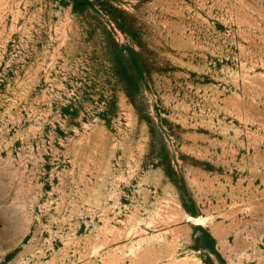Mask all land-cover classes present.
<instances>
[{
    "label": "rangeland",
    "instance_id": "374dc122",
    "mask_svg": "<svg viewBox=\"0 0 264 264\" xmlns=\"http://www.w3.org/2000/svg\"><path fill=\"white\" fill-rule=\"evenodd\" d=\"M0 264H264V0H0Z\"/></svg>",
    "mask_w": 264,
    "mask_h": 264
},
{
    "label": "bare ground",
    "instance_id": "6f19581e",
    "mask_svg": "<svg viewBox=\"0 0 264 264\" xmlns=\"http://www.w3.org/2000/svg\"><path fill=\"white\" fill-rule=\"evenodd\" d=\"M197 221V220H196ZM199 221V220H198Z\"/></svg>",
    "mask_w": 264,
    "mask_h": 264
}]
</instances>
